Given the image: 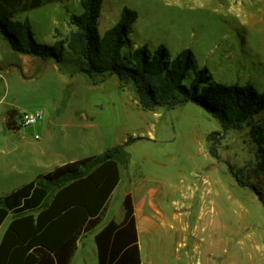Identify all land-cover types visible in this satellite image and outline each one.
Returning <instances> with one entry per match:
<instances>
[{"label": "rangeland", "instance_id": "374dc122", "mask_svg": "<svg viewBox=\"0 0 264 264\" xmlns=\"http://www.w3.org/2000/svg\"><path fill=\"white\" fill-rule=\"evenodd\" d=\"M125 6L138 17L123 53L130 52L129 45L145 46L150 52L164 46L168 57L188 49L192 76L206 68L211 82L248 83L264 93V0H103L100 34L118 21ZM79 11V0H68L17 16L30 20L37 42L61 41L66 49L59 61L29 55L24 60L13 55L6 61L0 58V145L7 110L18 116L41 110L44 117L37 125L57 114L51 119L58 123L53 145L62 148L74 134L75 142L68 144L74 155L98 154L132 137L135 140L126 147L129 163L121 167L122 181L104 220L118 219L124 192L135 193L144 203V217L154 224L150 238L140 234L144 262L264 264V174H250L257 148L251 126L223 132L219 122L193 102L143 110L133 87L119 88L117 78H87L91 87L78 89L85 76L78 75L85 73L65 38L73 29L70 12ZM4 44L0 50H5ZM255 120L264 125V109ZM21 128L27 137L39 130ZM211 133L218 157L209 152ZM9 220L0 227V237ZM72 264H97L92 233L83 238Z\"/></svg>", "mask_w": 264, "mask_h": 264}, {"label": "trees", "instance_id": "16d2710c", "mask_svg": "<svg viewBox=\"0 0 264 264\" xmlns=\"http://www.w3.org/2000/svg\"><path fill=\"white\" fill-rule=\"evenodd\" d=\"M68 0H0V40L12 53L42 61L63 57L61 41L51 45L36 41L28 18L20 13ZM80 11L70 12L73 26L66 47L74 54L79 70L91 80L115 76L119 88L130 84L143 110L154 106L174 107L186 102L202 106L223 132L250 125L257 148L250 174H264V125L255 120L264 109V93L251 84L211 82L206 68L190 73L191 51L168 57L166 48L153 51L141 46L123 53L138 15L123 7L118 21L102 34L98 18L103 0H79ZM19 118L10 111L9 119ZM17 118V119H18ZM209 152L215 133L208 135ZM127 137L98 154L56 166L32 181L0 197V226L11 216L0 240V264H70L83 234L94 231L105 216L113 190L120 181V168L130 160ZM237 181L240 179L235 176ZM122 218L110 219L94 235L98 264H141L133 200H122Z\"/></svg>", "mask_w": 264, "mask_h": 264}, {"label": "crops", "instance_id": "0c3cea01", "mask_svg": "<svg viewBox=\"0 0 264 264\" xmlns=\"http://www.w3.org/2000/svg\"><path fill=\"white\" fill-rule=\"evenodd\" d=\"M0 43L4 44L2 40H0ZM4 45H5V50H3V48H1L0 50L1 52L0 58L2 57V60L6 61L11 55L18 57L19 60L20 59L24 60V57H25L24 54L14 55V53H12L9 50L8 45L7 44H4ZM29 75L33 76V75H39V74H29ZM42 75L44 74H40V76ZM80 75L83 76L85 74H79L78 76ZM67 76H70V74H67ZM114 77L115 76H111L109 77V79L111 80L113 79V81H115L116 77L115 78ZM87 78L88 77L86 75L82 78L83 79V81L81 82L82 85L81 87H77L78 89H81V90L86 89V88L89 89L91 87L89 83L87 82L88 81ZM62 81L63 83H65L66 81L65 78H62ZM105 82L106 81L100 83L99 85H94V86L100 87ZM114 83L116 86L117 80ZM84 84L87 85L88 87L87 86L84 87ZM75 96L79 97V99L82 98V95L75 94ZM59 104H62V102H60ZM10 111L12 110H7L3 115V122L6 126V132H4L3 134L4 135L3 142H2V145H0V197L7 195L11 191H14L18 189L19 187L32 181L38 174L47 173L53 170L56 166L89 156V155L71 154L72 152H70V149L68 148V144H70V142L71 143L75 142L74 138H76L77 136H75L74 134L67 136L65 140L66 145L62 146V148H59L58 145L57 146L53 145L54 138L58 134V132L56 131L58 123H56L55 121L53 123L51 119H54V117L56 118L57 114L55 116L52 115L48 119H45V121L41 122L39 125L37 124L32 125L31 127L36 126L39 128V130L36 131L39 135L35 133L34 135H30L27 137V135L21 133V130H22L21 127L23 126L20 125L17 117L14 120L9 119ZM73 114H76L77 116L79 115L75 112H73ZM66 152H69L70 155H66ZM121 181L122 179L120 176V181L118 185L120 184ZM115 189L113 190L109 203L114 195ZM127 193L131 195L132 200H133L141 264H149L147 263V261L144 262L141 256L140 234L143 233L146 236V238H150L149 231L150 229L154 228V224L149 218L144 217L143 212H142V207L144 203L138 202L136 200L135 193L133 191L131 190L125 191L121 200H123L124 196ZM147 201H150L149 202L150 206H152V208H155V204H153L150 198ZM121 204H122V201H121ZM122 214H123V210H122ZM122 214L120 215L118 219H116L115 217H110V216L107 218V220H104L103 218L101 225H104L110 219H114L116 221L121 220ZM7 219L11 220V216L10 215L7 216V218H5L3 223ZM10 220L8 224L10 223ZM3 223L1 224V226L3 225ZM101 225H99L94 231L89 232V233H92L93 241H94V235L100 229ZM5 230L3 231L0 237V240ZM89 233L83 234L81 238L79 239V241L77 242V249L71 259L70 264H72L77 253L80 251V245H81L83 238ZM94 245H95V241H94ZM95 256L97 260L96 246H95Z\"/></svg>", "mask_w": 264, "mask_h": 264}, {"label": "built area", "instance_id": "2783aa9c", "mask_svg": "<svg viewBox=\"0 0 264 264\" xmlns=\"http://www.w3.org/2000/svg\"><path fill=\"white\" fill-rule=\"evenodd\" d=\"M44 117L41 110H35L33 112H24L19 116L18 120L21 126H32L37 124Z\"/></svg>", "mask_w": 264, "mask_h": 264}]
</instances>
